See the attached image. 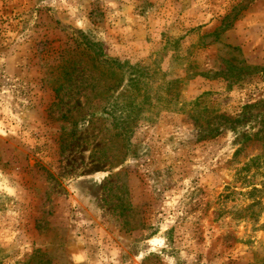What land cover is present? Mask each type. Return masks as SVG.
<instances>
[{"label": "rangeland", "instance_id": "374dc122", "mask_svg": "<svg viewBox=\"0 0 264 264\" xmlns=\"http://www.w3.org/2000/svg\"><path fill=\"white\" fill-rule=\"evenodd\" d=\"M0 264H264V0H0Z\"/></svg>", "mask_w": 264, "mask_h": 264}]
</instances>
